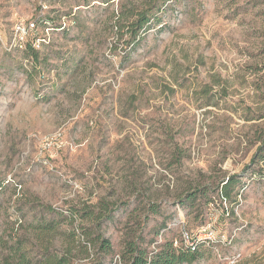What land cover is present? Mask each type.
I'll use <instances>...</instances> for the list:
<instances>
[{"label": "rangeland", "instance_id": "obj_1", "mask_svg": "<svg viewBox=\"0 0 264 264\" xmlns=\"http://www.w3.org/2000/svg\"><path fill=\"white\" fill-rule=\"evenodd\" d=\"M260 112L264 0H0V264H81L99 230L118 264L201 227L182 264H264Z\"/></svg>", "mask_w": 264, "mask_h": 264}, {"label": "trees", "instance_id": "obj_2", "mask_svg": "<svg viewBox=\"0 0 264 264\" xmlns=\"http://www.w3.org/2000/svg\"><path fill=\"white\" fill-rule=\"evenodd\" d=\"M151 20V16L145 12L138 15L136 19L126 25H120L118 29L128 27L126 30L129 32V38L131 41L136 40L140 36V31ZM30 49L34 50L31 42H27ZM261 108V107H260ZM247 120H262L264 119V112H260L257 116H248ZM254 138L256 143L255 151L253 152L250 161L243 167L242 172L258 174L260 179L264 177V123L256 125L254 130ZM242 174H231L227 179H224L220 187V191L224 200L230 203L235 202L238 199L239 191H235L236 186L241 182L240 177ZM264 179V178H263ZM102 212V211H101ZM98 214L100 219L104 217V214ZM107 217L111 216L107 214ZM200 229V228H199ZM198 229V230H199ZM86 233L87 243L83 244V251L85 253V259L90 257L91 246H97L100 254H97L85 260L81 264H106L105 257L113 250V245L110 237L106 236L103 231H98L97 235L92 238L88 232ZM209 241H197L194 246L187 244L175 246L174 238L164 243L161 248L149 252L147 248L142 247L135 240L129 239L127 241L126 249L120 254L118 264H182L184 262H192L197 258V250L203 244ZM90 245V246H89ZM21 264H27L28 260L25 254L20 255ZM66 261L64 258L50 257L44 261V264H64Z\"/></svg>", "mask_w": 264, "mask_h": 264}, {"label": "built area", "instance_id": "obj_3", "mask_svg": "<svg viewBox=\"0 0 264 264\" xmlns=\"http://www.w3.org/2000/svg\"><path fill=\"white\" fill-rule=\"evenodd\" d=\"M18 29L24 32L26 29V24L21 22L18 25ZM212 233H213V230H211L210 227H201L199 230L193 233L186 230L185 228H182L181 239L179 240L178 238H174V245L179 246V245L187 244L189 246H194L196 243V240L197 241H209V239H212Z\"/></svg>", "mask_w": 264, "mask_h": 264}]
</instances>
